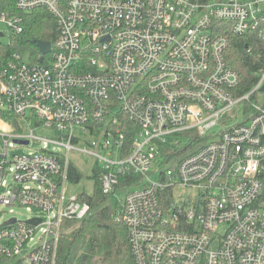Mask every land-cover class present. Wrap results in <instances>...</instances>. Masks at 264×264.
Masks as SVG:
<instances>
[{
  "label": "built area",
  "instance_id": "2783aa9c",
  "mask_svg": "<svg viewBox=\"0 0 264 264\" xmlns=\"http://www.w3.org/2000/svg\"><path fill=\"white\" fill-rule=\"evenodd\" d=\"M37 9L56 25L47 54L19 45ZM0 25V207L35 212L0 224V264H55L65 223L89 215L71 152L104 194L126 191L132 264H264V67L238 94L225 58L230 34L264 40V0H15Z\"/></svg>",
  "mask_w": 264,
  "mask_h": 264
},
{
  "label": "trees",
  "instance_id": "16d2710c",
  "mask_svg": "<svg viewBox=\"0 0 264 264\" xmlns=\"http://www.w3.org/2000/svg\"><path fill=\"white\" fill-rule=\"evenodd\" d=\"M14 3L15 0H0V12H14ZM55 34V21L37 9L25 18V31L19 38V45L31 44L33 40L53 42ZM229 38L225 58L227 65L239 76L237 93L243 94L255 85L259 71L264 67V40L255 32L242 37L230 34ZM3 118L13 119L6 115ZM93 175V194L79 195L81 201L90 205V213L83 220L65 223L55 264H132L127 230L116 219L119 203L113 205L112 195L102 192L98 169ZM70 177L75 182L81 178L75 170H71Z\"/></svg>",
  "mask_w": 264,
  "mask_h": 264
},
{
  "label": "rangeland",
  "instance_id": "374dc122",
  "mask_svg": "<svg viewBox=\"0 0 264 264\" xmlns=\"http://www.w3.org/2000/svg\"><path fill=\"white\" fill-rule=\"evenodd\" d=\"M0 30L5 31V27L0 25ZM7 38L2 39L3 43H7ZM264 99V96L262 100ZM235 122V121H233ZM24 128V127H22ZM37 135L42 136V137H47V138H53V139H58V136L56 135L55 132L52 131V129H41L36 132ZM184 135H177L172 139L173 142L177 143V148L179 151L182 153H186L191 151L194 146H188V139H183ZM92 140L88 136H82L81 141L78 145V147L85 145L84 142L90 143ZM50 149L52 148L49 147ZM39 149V145H31L29 147H20L18 150H16V153L19 154H26L27 152H36ZM59 152H63L62 149H58ZM70 161L72 165L76 168V172L80 174L81 178L78 182H75L72 180V182L68 183V193L69 194H75V195H80L82 193L86 195H92L94 191V178H93V173L97 169L95 162L91 157L80 155L75 152L70 153ZM126 191L125 190H116V192L110 197L111 203L114 205L117 201L122 200ZM190 194L188 190H179V191H174V197L175 198H183L184 195ZM11 210V212H10ZM35 212H27L25 208H18V207H0V224H3L7 219L10 217H16L18 220H26L29 218L31 214ZM40 232L39 231H34L33 233V238L34 241L31 242L30 244L36 242L37 238L39 237Z\"/></svg>",
  "mask_w": 264,
  "mask_h": 264
},
{
  "label": "water",
  "instance_id": "95a60500",
  "mask_svg": "<svg viewBox=\"0 0 264 264\" xmlns=\"http://www.w3.org/2000/svg\"><path fill=\"white\" fill-rule=\"evenodd\" d=\"M33 42L40 49L42 54H47L49 52V50H50V43L49 42H42L40 40H34ZM261 90L264 91V85L261 88ZM37 222H39V220L28 221L29 224H36Z\"/></svg>",
  "mask_w": 264,
  "mask_h": 264
}]
</instances>
